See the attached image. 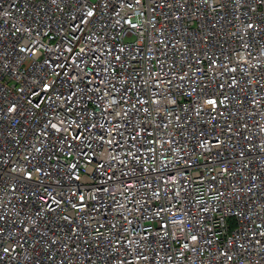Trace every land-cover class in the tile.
Returning a JSON list of instances; mask_svg holds the SVG:
<instances>
[{
    "label": "built area",
    "instance_id": "1",
    "mask_svg": "<svg viewBox=\"0 0 264 264\" xmlns=\"http://www.w3.org/2000/svg\"><path fill=\"white\" fill-rule=\"evenodd\" d=\"M0 264H264V0H0Z\"/></svg>",
    "mask_w": 264,
    "mask_h": 264
},
{
    "label": "snow or ice",
    "instance_id": "2",
    "mask_svg": "<svg viewBox=\"0 0 264 264\" xmlns=\"http://www.w3.org/2000/svg\"><path fill=\"white\" fill-rule=\"evenodd\" d=\"M91 14V13H90ZM209 103H214V101H209ZM193 239H195V237H193Z\"/></svg>",
    "mask_w": 264,
    "mask_h": 264
},
{
    "label": "rangeland",
    "instance_id": "3",
    "mask_svg": "<svg viewBox=\"0 0 264 264\" xmlns=\"http://www.w3.org/2000/svg\"><path fill=\"white\" fill-rule=\"evenodd\" d=\"M129 40H132V39H129Z\"/></svg>",
    "mask_w": 264,
    "mask_h": 264
}]
</instances>
